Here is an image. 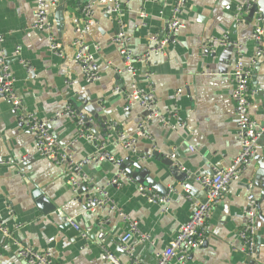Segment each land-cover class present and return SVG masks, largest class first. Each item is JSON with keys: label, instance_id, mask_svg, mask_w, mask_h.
Segmentation results:
<instances>
[{"label": "crops", "instance_id": "0c3cea01", "mask_svg": "<svg viewBox=\"0 0 264 264\" xmlns=\"http://www.w3.org/2000/svg\"><path fill=\"white\" fill-rule=\"evenodd\" d=\"M95 1L59 0L49 12L52 33L62 47V57H57L49 50L47 32L31 29L36 0H0V57L9 67L16 92L30 111L48 122L57 142L69 147L87 177L73 191L66 183L65 168L37 155L34 137L17 122L10 103L0 95V221L13 231L18 245L47 253L56 263L110 264L101 259V246L121 264H154L156 254L164 250L180 225L188 220L194 205L203 199L197 178L229 166L239 152L231 99L234 51L230 46L208 52L206 41L227 36L238 41L244 55H249L254 48L246 39L252 31V19L235 26L234 13L240 0H187L178 17L183 28L169 45L168 57L135 64L139 72L132 78L115 71L122 66L118 48L110 42L118 31L117 20L103 14L102 6L95 4L86 39L101 43L96 57L101 79L87 84L74 61L72 20L81 5ZM122 2L118 19L129 37V48L134 54H141L147 49L149 38L162 34L173 0ZM142 10L147 14L143 28L139 18ZM256 11L264 26V6ZM16 48H20L17 56ZM21 60L32 68L31 73L20 65ZM69 82L73 84L68 85ZM133 83L151 87L158 107L176 115L171 121L178 125L173 130L157 122L149 123L144 129L146 136L137 137L135 154L122 147L118 135L137 136L144 112L136 106L126 110L123 94L113 91H125ZM251 87L255 95L250 116L264 124V55L253 70ZM67 104L92 118L88 129L92 140L80 136L72 119L56 117ZM110 123H115L116 129L106 133L102 125ZM261 145L247 171L231 183L214 207L203 244L191 252L184 264H264V137ZM101 151L120 163L138 162L150 179L166 190L173 189L168 204H150L138 194L136 183H126L121 188L110 185L117 169L107 161L93 159ZM154 151L162 158L169 157L174 167L152 158ZM250 183L257 207L260 205L261 219L256 225L253 252L246 256L240 252L237 235L245 224L243 210ZM185 188L190 191L189 198ZM102 189L107 193L105 204L86 208L87 199L98 197V190ZM35 190L56 207L54 212L43 213L39 209L33 198ZM64 220L72 221L80 233H64ZM131 220L137 222L139 233L149 240L141 242L137 235L132 236L129 244L133 256L129 258L121 252L119 241ZM17 249L10 238L0 234V264H27L17 256Z\"/></svg>", "mask_w": 264, "mask_h": 264}, {"label": "built area", "instance_id": "2783aa9c", "mask_svg": "<svg viewBox=\"0 0 264 264\" xmlns=\"http://www.w3.org/2000/svg\"><path fill=\"white\" fill-rule=\"evenodd\" d=\"M187 0H173V6L169 21L162 30V34H157L148 39L147 49L141 54H134L129 48V37L125 33L124 24L118 19L123 9L122 0H96L95 2L84 3L79 11L78 16L72 20L74 33V61L80 69L83 80L87 84H93L101 79L100 71L97 68L96 57L101 51L100 42H90L86 39L91 25L93 24L94 5H101L102 12L105 15L115 16L118 24V31L110 38V42L117 46L118 54L122 59V66L115 68L116 73L122 75L127 74L135 78L139 72L135 64H146L151 59H166L169 51L168 47L172 43L173 38L183 28V24L179 20V14ZM259 0H240L235 13L234 24L240 27ZM157 3L158 0H141V3ZM59 0H36L34 10V22L31 26L32 30L45 31L48 36V46L50 52L57 57H62V47L57 37L52 33V26L49 20V12L58 6ZM160 15L162 12L159 13ZM141 19L140 27L146 26L145 19L147 14L142 10L139 13ZM252 31L246 38L253 43L254 48L249 55H244L241 44L238 41H232L227 36L219 38L210 37L207 42L206 50L215 52L217 47H232L234 51L233 68L231 72L232 92L231 99L233 102V112L235 116V136L239 144V152L232 160L229 166L214 170L211 175L197 178V183L203 193V199L194 205V209L188 218L177 230L175 237L169 244L156 254L154 264H184L189 258L191 252L200 247L205 239L207 222L211 217L214 207L222 200L227 193L231 183L236 182L247 171L251 165L257 151L260 149L262 138L264 137V124L257 123L250 116L251 99L255 95V91L251 87V79L253 70L257 61L264 55V26L260 14L255 11L252 16ZM1 41V39H0ZM20 48H16V56L19 54ZM20 65L26 68L28 73L32 72V68L27 67L21 60ZM73 83L69 82L68 85ZM115 92L123 94L126 110L136 106L143 110L144 115L139 121L137 136L128 137L120 133L118 135L122 147L135 154V145L138 136H146V129L151 122H157L162 127H170L173 130L177 128V124H172V117L176 115L169 111H162L157 104L155 92L151 87H141L133 83L130 88L121 91L114 88ZM0 95L3 96L11 106V110L22 128L32 134L35 142V150L39 157L51 160L55 165L62 166L66 172V183L73 190L79 189L84 182L87 181L86 175L82 171V163L74 160L72 154L68 151L69 147H63L54 138L49 128L48 122L42 121L34 112L30 111L22 102L16 92L14 79L9 71V67L5 59L0 57ZM66 116L72 119L80 130V136L92 140L89 134V128L86 123L91 124L92 118L84 120L85 116L77 112L70 104L64 106L56 117ZM107 133L116 129L115 123L105 124ZM73 143L71 144V146ZM100 150V149H98ZM170 157L173 158V155ZM93 159L107 161L116 167L117 172L110 185L121 188L126 183H135L131 177L126 175L121 169L120 162H117L113 156L107 153L98 152ZM24 158L21 160V163ZM0 164H3L0 162ZM178 167V166H177ZM137 192L150 204H156L165 207L169 200L173 189L169 188L165 196H161L149 187L136 185ZM253 184L246 187L245 205L243 214L245 224L238 232L237 238L241 243L240 252L246 256H250L255 246V230L258 221V207L256 197L253 193ZM184 192L189 198L190 191L185 188ZM99 196L88 198L86 208H93L105 204L107 193L104 189L98 190ZM8 212L11 210L8 208ZM120 216L123 213L119 212ZM129 220V219H127ZM68 222L72 223V221ZM73 224V223H72ZM74 228L78 229L74 225ZM80 233V231H79ZM0 234L11 239L13 245H17V256L24 260L27 264H60L52 260L49 254L39 253L31 248L18 245L16 239L12 237L13 231L5 228L0 221ZM137 235L141 242H146L149 237L142 235L138 231L137 222L131 220L128 222V230L120 238V250L129 258L133 256L132 247L129 241L132 236ZM86 238L85 234H82ZM102 251L101 259L110 264H121L118 258L100 246ZM133 264H140L134 262Z\"/></svg>", "mask_w": 264, "mask_h": 264}, {"label": "water", "instance_id": "95a60500", "mask_svg": "<svg viewBox=\"0 0 264 264\" xmlns=\"http://www.w3.org/2000/svg\"><path fill=\"white\" fill-rule=\"evenodd\" d=\"M264 6V0H259L257 5L253 8L252 12L247 18V21H250L252 14L257 10V8H262ZM85 121H87V118H84ZM87 128L91 129V124L86 123ZM102 127L105 128V125H102ZM106 131V128H105ZM107 133V131H106ZM152 158H154L157 161H161V163L166 166V167H174L173 166V161L167 157V158H162L161 155H159L156 151L152 152ZM131 166H133L136 171H134ZM121 169L124 170L126 175L132 178V180L137 184L141 185L144 187H149L153 191L157 192L161 196H165L167 194V190L164 186L161 184H158L154 182L152 179H150L148 175V171L146 169H142L141 165L137 163H130L128 160H125L121 164ZM33 198L36 201V205L39 207V209L43 213H51L56 210V207L38 190H35L33 192ZM260 205L258 204V218L261 219V214H260ZM65 221V220H64ZM61 229L64 233L68 234H74L77 235L79 234V231L74 228V224L65 221L63 225L61 226Z\"/></svg>", "mask_w": 264, "mask_h": 264}, {"label": "trees", "instance_id": "16d2710c", "mask_svg": "<svg viewBox=\"0 0 264 264\" xmlns=\"http://www.w3.org/2000/svg\"><path fill=\"white\" fill-rule=\"evenodd\" d=\"M82 6V5H81ZM81 6L79 7V9L81 8Z\"/></svg>", "mask_w": 264, "mask_h": 264}]
</instances>
